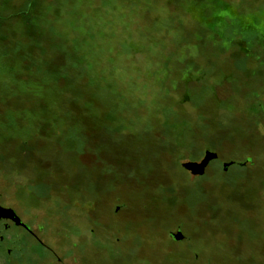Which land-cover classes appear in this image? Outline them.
<instances>
[{
  "label": "rangeland",
  "instance_id": "1",
  "mask_svg": "<svg viewBox=\"0 0 264 264\" xmlns=\"http://www.w3.org/2000/svg\"><path fill=\"white\" fill-rule=\"evenodd\" d=\"M263 180L264 0H0V191L64 233L75 200L78 264L228 263Z\"/></svg>",
  "mask_w": 264,
  "mask_h": 264
},
{
  "label": "flooded vegetation",
  "instance_id": "2",
  "mask_svg": "<svg viewBox=\"0 0 264 264\" xmlns=\"http://www.w3.org/2000/svg\"><path fill=\"white\" fill-rule=\"evenodd\" d=\"M212 160H209L208 163ZM205 167L201 173H199V169L193 170L185 168L184 170L187 173H190L191 176L202 178ZM223 170L227 171L228 169L223 168ZM24 187L25 186L23 185V188ZM258 191L257 199H259V205L254 211L257 213L259 212L264 216V182L263 186ZM56 193L59 192L57 191ZM25 196L26 197H24L23 201L20 203L18 200L12 201L4 199V195L0 191V264H78L77 254L81 253L83 247L81 245L83 243L78 247L76 241L73 239L71 240V236H75L73 227V224H75V212L71 211H76V201L67 200L68 203H64L65 206H63L65 208L63 209V216L61 218H56V221L64 225V228L67 226L68 229H64L66 232L64 233L57 230V228L52 230L50 226L51 222H49L44 211L34 210L32 205H29L27 200L28 195L26 194ZM121 207L122 204L117 205L114 210L115 214L121 212ZM85 214L86 219L88 220V203L85 206ZM217 221L218 218L215 214L209 216L207 219V222L210 224ZM181 229L182 228L178 226L170 229L167 233V239L176 244L186 243L189 237H187ZM219 232L220 231H215L209 234L227 236L226 233ZM62 233L63 237L61 236ZM240 235V232H233L230 235L228 234V237L237 240ZM59 237H62V240H60ZM256 237L258 244L255 247L246 246L243 247L244 249L237 247L234 248V242L230 243L229 249H231V258L228 263L216 262V258L209 252V249L205 244H203V248L200 246L199 249H184V263L264 264V258L260 260L259 258L254 257L255 255L264 257V226L262 231L259 232ZM114 242L116 244L121 242V238L118 234L115 236Z\"/></svg>",
  "mask_w": 264,
  "mask_h": 264
},
{
  "label": "water",
  "instance_id": "3",
  "mask_svg": "<svg viewBox=\"0 0 264 264\" xmlns=\"http://www.w3.org/2000/svg\"><path fill=\"white\" fill-rule=\"evenodd\" d=\"M216 158V155L212 154V153H209V152H206V155L204 157V159L198 164V163H186V164H183L182 166L184 168H187V169H199V173L202 172L203 168L206 166V164L208 163L209 160H212V159H215Z\"/></svg>",
  "mask_w": 264,
  "mask_h": 264
}]
</instances>
